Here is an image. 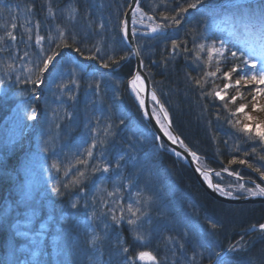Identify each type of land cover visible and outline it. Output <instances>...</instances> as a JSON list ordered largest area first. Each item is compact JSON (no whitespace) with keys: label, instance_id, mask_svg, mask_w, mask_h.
Returning a JSON list of instances; mask_svg holds the SVG:
<instances>
[{"label":"rangeland","instance_id":"rangeland-1","mask_svg":"<svg viewBox=\"0 0 264 264\" xmlns=\"http://www.w3.org/2000/svg\"><path fill=\"white\" fill-rule=\"evenodd\" d=\"M107 1L109 0H0V37H4L0 40V79L4 81L0 84V95H7L14 102L0 128V141L11 146L19 143L27 147L21 164L20 172L23 177L19 188L22 196L32 203L28 205L27 213L16 212L13 215V217L18 216L14 225L16 233L13 234L12 240L21 239L16 243V247L20 246L17 250L20 264H127V253L122 252V246L126 243L122 228L127 227L130 230L127 223L121 222L119 226H116L112 224L110 217L96 221L88 219L93 210L98 216L102 211L107 210L102 208L101 199L106 200L109 206L116 207L113 203L115 197L107 196V192H112L115 187L122 188L124 199L120 200V203L126 204L133 202L128 197L136 191L142 190L144 193L143 188L150 183V180H157L161 183V189L163 188L161 193L145 192L146 195L150 194L154 197L149 214L143 219L140 229L145 239H148L151 232L152 234H165L166 222L164 220L168 218L169 212L173 209L174 216L168 218V222H172L171 219L174 220L173 223L183 221V215L177 210L176 201L173 199L164 201L172 197V190H170V184L174 179L172 169L164 167L161 162H151V154H146L141 158L138 155L130 157L127 153L124 157L125 151L116 154L115 161L112 160L111 148L104 141L103 130L105 128L102 127H108V125L104 119V108L101 104L103 95L110 101H116V105L120 103L119 91L122 79L115 77L114 70L100 72L92 68L88 69V63L84 57H79L72 49L63 48L60 51L64 57H58L56 68L44 74L43 84L35 86L26 82L30 75L33 79L35 78L36 66L42 64L45 56L55 48V37L58 35L57 26L66 29V35L75 34L77 46L88 49L93 48V45H90V42L86 44V38L82 40V36L91 34L96 28L95 25L98 31H101L108 23L109 26L114 27V29H109L114 34L117 31L115 28L121 25L122 18L119 19L115 15L114 3H111L118 2V0H110L109 8L105 7L108 4ZM247 1L249 0H240L243 4ZM234 3H237V0H228L212 7H202L199 19L211 16V24L219 26L220 29L226 30L227 28L226 33L228 34L232 24L227 22L226 26L224 17L218 20L217 16L219 12H222L224 16L230 13L239 15L237 9L231 12L224 11L226 6ZM49 7L52 10L51 14ZM143 11L147 16H153L154 20L150 21L145 16L143 22H140L137 15V22L133 24L136 33L145 36L165 33L168 28L152 33L148 25L161 21L154 14ZM69 13L74 19L69 18ZM96 19L99 21H95ZM12 23H16L15 29L11 28ZM37 23H39L38 28ZM26 29L31 31H26ZM6 31L13 32L16 39L7 37ZM37 35L44 38L39 44L36 42ZM100 55L104 57L102 48ZM129 57L130 55L128 59ZM8 64H12L13 67L7 69ZM100 65L102 69L105 68L102 64ZM29 69L32 71L29 72ZM5 71L8 73L7 76H5ZM235 78L234 75L233 79ZM72 79H76L78 85L69 83ZM97 83L99 89L96 87ZM59 84L67 85V87L62 90L57 87ZM102 85L108 88L106 89L108 93L103 94ZM69 92L74 97L73 99L69 98ZM230 92H232L231 89ZM136 94L140 96L139 92ZM240 102L247 103V100H238V103ZM122 109L123 107L121 111ZM154 112L165 126L164 119L160 117L155 107ZM251 114L264 118V113L251 112ZM32 115L36 116L35 120L29 119ZM121 125L122 123L118 120L117 123L111 124L109 131L120 134ZM93 129L96 131L93 132ZM140 131L134 126L130 139H140ZM233 131L240 134L237 128H233ZM145 133L146 131L142 130V135ZM126 136L124 133L122 138ZM93 138L96 139L97 145L93 149V157L88 158L85 150L92 144ZM242 144L244 145L243 142ZM124 146L127 147L128 143ZM132 146L138 150L141 149L137 144ZM246 152L249 150L246 149ZM76 156L89 159L88 179L78 186L83 187L84 185L83 192L75 191L72 187L64 190L63 184L72 178L71 174L65 177L63 170L56 172L51 168L53 160L62 162L63 166L69 161L74 162ZM253 159L258 161L256 157ZM117 162L120 164L119 169L116 168ZM97 164L101 167L104 164L109 165V172L91 173V166ZM76 167L84 169L83 165ZM118 177L122 179L118 180ZM129 181L132 182L131 185L124 188L123 186ZM222 181L225 188L235 185L226 178ZM88 184L90 189L86 190ZM55 186H60L62 194L53 191ZM73 202H77L76 208L71 207ZM86 203L87 208H85ZM117 215H119L118 211ZM104 223H108L110 227L105 229ZM90 229L103 237L96 247L87 243L92 235ZM164 239L168 244L167 237ZM11 243L15 244L13 241ZM48 247H51L52 252H47L42 260L43 252ZM189 254L192 256V252ZM213 257L215 258L211 259V264H217L218 258L215 255ZM224 260L227 264H250L251 262H229L226 258Z\"/></svg>","mask_w":264,"mask_h":264},{"label":"trees","instance_id":"trees-1","mask_svg":"<svg viewBox=\"0 0 264 264\" xmlns=\"http://www.w3.org/2000/svg\"><path fill=\"white\" fill-rule=\"evenodd\" d=\"M226 1L228 0H205V6L200 8L217 6ZM128 2L129 0L111 2L114 3L115 15L119 19L123 17ZM107 3L105 7L109 8L110 0ZM185 3L186 0H140L141 8L151 15L154 14L160 21L161 12L171 15L177 5ZM165 4H167V8L164 7ZM262 4H264V0H252L245 3V5H252L253 8ZM200 8L199 10L189 9L182 15L181 24L169 27L165 33L152 36L136 33L145 69L169 110L175 129L196 151L204 166L216 169L228 168L229 171L238 172L240 176L246 178L239 182L251 179L260 183L257 174L246 165L229 163L233 157L244 158L243 153L246 152V149L251 153L253 143L248 141L243 133L238 134L237 131H233L235 127L224 118L226 113L221 108L222 102L202 95L201 88L191 79L201 78L204 71L214 69L207 68L203 61H196L191 51L185 53L177 49L174 53L171 47V41L174 39L187 40L188 47L191 49L192 39L195 35L197 43H211L216 40L219 44L220 40H224L232 51H236L244 46L245 41L252 42L253 38L246 35L243 29H239L235 37L227 34V28L226 30L220 29L219 26L211 24V16L199 19ZM218 9L220 10V8ZM233 9L226 6L224 11L231 12ZM237 13L239 12L237 11ZM222 17L225 16L219 12L217 19ZM227 24L226 22L225 25L227 26ZM94 27L96 28L91 34L82 36V40L86 38V44L90 42L89 44L93 45V48H90L93 52L96 47H101L104 60H107L109 56L114 57L115 62L108 61L109 66L115 67V77L122 79L121 86L119 85L120 103L116 105V101H110L103 95L101 104L104 108V119L107 125L117 123L118 120L119 122L123 121L120 134L110 132V135L104 137V141L108 143L107 146L111 148L112 160L116 154L125 151L124 157L127 153L130 157L138 155L141 158L146 154H151V162H161L164 167L172 169L174 172V179L170 184L172 197H168L164 201L167 202L170 199L176 201L177 210L183 215L182 222L177 221L176 224L173 223V219L170 220L172 222H168V218L174 216V209L171 210L169 214L167 213L168 218L164 220L166 222L165 234H152L151 232L148 239L143 242L135 240L133 233L127 227L122 228L126 239L125 246L129 248L127 256H135L139 251H151L157 256L160 264H205L215 258L213 257L214 252L228 251L229 245L242 237L252 225L264 223V203L231 204L215 199L199 184L192 169L171 153L164 142L159 143L152 126L144 119L130 94L128 79L135 71V59L131 49L124 41L119 27L115 28L117 31L114 34L109 30L114 27L109 26L108 23L101 31H98L96 25ZM191 29L196 31L192 32ZM128 55H130L129 59ZM201 55L206 58V54ZM122 56L127 58L120 59ZM89 62L101 63L99 60H90ZM231 63L229 60L227 64L222 65V69L228 70ZM89 69L91 68L89 67ZM223 83L222 80L215 81L216 86L222 87ZM213 87L214 85L209 82L204 85L203 91L207 92ZM101 89L103 94L108 93L106 91L108 88L104 85L101 86ZM13 104V100L9 99L7 95H0V128L4 123L5 115L10 112ZM121 107H123L122 111ZM218 110L220 119H217ZM134 126L141 130L140 139H130ZM142 130L146 131L143 135ZM124 133L127 135L126 138H122ZM126 143H128L127 147L124 146ZM134 144L139 145L141 149L138 150L132 146ZM25 151L26 146H21L19 143L11 146L0 141V264H20V256L17 253L20 246L16 247V243L20 239L16 238L17 241L14 245L11 243V239L18 217H13V215L16 212L27 213L28 205L32 204L22 196L19 188L23 177L20 171ZM259 151L260 149L257 147L258 154ZM253 157L257 158L255 155H249L247 160L257 163L258 161ZM223 178L229 179L230 183L235 185L238 183L236 177L223 172L220 176L215 175L216 182L221 187H223ZM246 186L252 185L247 184ZM72 188L75 191H80L81 187ZM143 190L146 195L145 192L149 191L161 193L163 188L161 189V183H158L157 180H150ZM233 194L244 195L245 193L234 191ZM9 208L11 209L7 211ZM209 220L217 224L216 229L210 227ZM52 224L54 225L55 222ZM164 237H173L174 239L169 240L167 244ZM243 240L248 247L242 251H228L226 259L229 262L255 261L257 264H264V238L261 237L259 230H252ZM181 243L184 245L183 248L180 247ZM51 250V247H48L43 252L42 260L47 252H52ZM190 252H192V256H189ZM136 264H142V261L137 259Z\"/></svg>","mask_w":264,"mask_h":264},{"label":"snow or ice","instance_id":"snow-or-ice-1","mask_svg":"<svg viewBox=\"0 0 264 264\" xmlns=\"http://www.w3.org/2000/svg\"><path fill=\"white\" fill-rule=\"evenodd\" d=\"M201 6H205V0H186V3L183 5H177L173 10L171 15L166 14L165 12L160 13L161 22L148 25L149 30L152 33H156L158 30H164L169 27L179 26L181 24V17L184 13H187L189 9H197ZM131 7V6H130ZM167 8V4L164 5ZM231 8L237 9L239 15L234 13H230L224 17L225 21L232 24L233 27L229 30V34L232 36H236L237 31L239 29H243V32L251 36L252 42L245 41L244 46L238 48L236 51H232L226 44L224 40H220L219 44H217L216 40H213L211 43L200 42L197 43V37L194 35L192 39V48L189 49L188 41H178L172 40L171 47L173 52L175 53L177 49L187 53L192 52L194 54V58L196 61H203L204 65L209 69V71H204L201 78H191L194 83L201 88L202 95L211 97L213 100L221 101V108L226 113L225 119L229 124L233 127L237 128L240 133H243L245 138L253 143V147L251 148V153L244 152L243 155L248 157L249 155L257 156V163L249 162L247 159H237L233 157L229 163L230 164H240L246 165L247 168L251 169L252 172L257 174V178L260 183H257L255 180L249 179L245 182L244 177L240 176L238 172H230L228 168H223L222 172H228L229 175L237 177L238 183L233 187L229 185L228 188L221 187L219 183L214 184L210 178L209 172H202L201 174L204 176V179L208 182V186L213 188L216 192L220 193L223 196L231 197L233 199H238L239 197L234 196L235 192L245 193L247 197H264V118L261 116H253L251 112L256 113H264V4L256 5L253 8L252 5H245L237 0V3L231 4ZM216 11V10H211ZM50 14L52 13L51 7H49ZM129 14L125 13V16ZM132 23L135 24L136 16H139L140 22H143V19L147 14L143 11L140 6L139 0H135V7L132 12ZM69 18L74 19V17L69 13ZM148 20H154L153 16H147ZM234 21V23H233ZM17 27L16 23L11 24V28L15 29ZM36 27H39V23L36 24ZM103 27V25H100ZM26 31H31L30 29H26ZM58 35L55 37V48L50 50V54H47L42 61V64H38L36 66V72L34 73L35 78L33 79L30 75L26 82H30L35 86H39L45 82L44 74L46 72H50L56 68V62L58 57L62 55L60 49L67 48L72 49L75 53H77L80 57H84L86 60H99L103 67H109L108 61L115 62L114 57L109 56L107 60H104L100 55L101 48L96 47L93 52L91 49L82 48L77 46V40L75 34L66 35V29L60 28L57 26ZM122 31L124 33V38L129 37V28L127 20L122 21ZM192 32H195V29H191ZM136 34V29L133 28L131 30V35L134 37ZM5 35L13 40L16 39L15 35L11 31H6ZM4 37H0V40H3ZM44 39L43 37L37 35L36 42L39 44L40 41ZM235 47V45H233ZM87 52V55H86ZM134 54L139 55V50H137ZM201 54H206V58ZM27 55V53H26ZM126 56L120 57V59H126ZM231 60V66L228 67V70H223L222 65L227 64V62ZM142 63V62H141ZM7 69H11L12 64H8ZM32 69H29L31 72ZM7 71H5V76H7ZM235 75V79L233 76ZM19 81V77H17ZM222 80L224 81L223 86H216L215 81ZM211 82L214 87L212 90L207 92L203 91L204 85ZM4 81L0 79V84H3ZM69 83L78 85V81L76 79H72ZM140 83L142 84L141 76L137 73L133 80L130 81L133 91H136V85ZM58 88L64 89L67 85L59 84ZM97 89H99V84L96 85ZM232 90V94L229 93V90ZM69 98L73 99L74 97L69 92ZM152 99L155 101L156 95L152 93ZM238 100L244 101L247 100V103L240 102L237 103ZM141 106H143L144 102L141 101ZM232 106V107H230ZM250 109V111H248ZM163 111V108H161ZM35 112V109H33ZM67 115V114H66ZM167 116V113H165ZM242 117V119L238 118ZM220 112L217 111V119H220ZM29 119L35 120L36 116H29ZM159 122V117L157 118ZM123 123V121H121ZM164 128V125H161ZM111 125H108L103 131L104 135H110L109 129ZM93 132L96 129L92 130ZM165 135L172 140L173 143H176V137L172 136L170 132L165 129ZM103 143V141H100ZM181 145L183 142L180 141ZM97 141L93 138L92 144L85 150L86 156L88 158L93 157V149L96 147ZM257 147H259V154L257 153ZM47 151V149H45ZM179 155V153H177ZM193 158H197V154L195 152L191 153ZM123 159V157H121ZM77 165H83L84 169L81 170L77 168ZM51 168L55 169L56 172H60L63 170V174L65 177H68L71 174V179L68 180L67 183L63 184L64 189H68L69 187H77L82 185V182L88 179V171H89V159L81 158L80 156H76L74 162L69 161L66 164L62 162L53 160L51 164ZM116 168H120L119 162L116 163ZM75 169V171H73ZM110 170L109 165L104 164L101 165H92L90 168L91 173L103 172L108 173ZM197 171H201L199 168ZM216 176H220V172L215 173ZM122 179V177H118V180ZM131 181L125 184L123 187L128 188L131 185ZM59 184V182H58ZM247 184H251L252 186H246ZM231 189V190H229ZM57 194L61 193L60 186H55L53 188ZM80 191H84V188L81 187ZM106 191V190H103ZM108 197H115L113 203L116 207L109 206L108 202L104 199H101L102 208H106V211H102L100 215H97V212L93 210L91 214L88 216L90 221H96L101 218L110 217L112 224L119 226L121 222H126L130 227V231L133 233V238L137 241L143 242L145 240V235L142 233L141 225L143 223V219L148 216L149 210L151 208V204L154 201V197L152 195H145L142 190L136 191L132 196H129L128 199L133 202H128L126 204L120 203V200L124 199L122 195V188L115 187L112 192H107ZM72 208L77 207V202H73L71 205ZM87 203L85 204V208H87ZM117 211L119 215H117ZM210 227L212 229L217 228V224L208 221ZM110 225L108 223H104V228L108 229ZM253 229L257 228V225H252ZM258 230L261 233V237L264 238V223H260L258 225ZM92 231V235L89 237L87 243L96 247L101 243L103 237L100 236L95 230L90 229ZM187 235V232H185ZM168 240H173V237H168ZM180 247L183 248L184 245L181 243ZM248 247L246 242H244L243 237H241L240 241H237L234 244H230L228 251H242ZM122 252L128 253L129 248L126 246H122ZM215 256L217 259V264H227V261L224 260L222 254L220 252H215ZM145 262V264H160L157 256H155L151 251H139L135 256L127 257V264H136V260ZM209 264H211V260H209ZM250 264H256L255 261H251Z\"/></svg>","mask_w":264,"mask_h":264},{"label":"water","instance_id":"water-1","mask_svg":"<svg viewBox=\"0 0 264 264\" xmlns=\"http://www.w3.org/2000/svg\"><path fill=\"white\" fill-rule=\"evenodd\" d=\"M131 6V7H130ZM135 7V0H130L128 7L125 11V13L129 14L125 16L124 14V20H127L128 22V28H129V37L124 38L128 45L131 47L133 53H135L137 50H139L138 44L136 37L131 35V30L133 29V23H132V12L133 8ZM122 35L124 37V33L122 31ZM134 57L136 59V71L135 75L137 73L140 74V76L143 79V85H144V90L140 92L142 101L144 102L143 106H141V101L136 95L135 92H133V97L137 104L141 107L144 117L151 123L153 128L155 129L157 135L159 138L163 139L170 147V149L175 153H179V156L182 157L185 162L189 165V167L193 170L195 177L197 181L200 183V185L214 198L227 202V203H232V204H241V203H264V197H247L245 198L246 195L243 196H237L239 197L238 199H233L231 197L223 196L220 193L216 192L213 188H210L208 186V182L204 179V176L201 174L202 172H209L210 178L214 184H216L215 179H214V173L217 171H221L218 169H207L205 168L199 161L198 157L193 158L191 156L192 152H195L187 143H185L178 132L175 130L173 127L172 121L170 116L167 114L165 116L166 110L164 109V105L162 104V100L158 94V92L155 90V88L152 85L151 79L148 75V73L144 69V62L139 50V55L134 54ZM142 62V63H141ZM155 93L156 95V100L155 102L157 103L159 110L166 120L167 126L172 133V136L176 137L177 142L173 143L172 140L169 139L167 135H165V129L161 127L160 121L158 122L157 117L155 116L153 109H152V104H151V97L152 93ZM163 108V111L161 110ZM180 141L183 142V145H181ZM200 169L201 171H197V169ZM235 196V195H234ZM258 228V226H257ZM224 256V254L222 255Z\"/></svg>","mask_w":264,"mask_h":264},{"label":"bare ground","instance_id":"bare-ground-1","mask_svg":"<svg viewBox=\"0 0 264 264\" xmlns=\"http://www.w3.org/2000/svg\"><path fill=\"white\" fill-rule=\"evenodd\" d=\"M136 89L139 90V91L141 92V91L144 89L143 84L138 83V84L136 85Z\"/></svg>","mask_w":264,"mask_h":264}]
</instances>
